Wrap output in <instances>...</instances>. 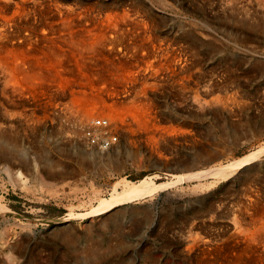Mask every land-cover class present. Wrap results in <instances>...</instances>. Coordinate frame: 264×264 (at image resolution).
<instances>
[{
  "label": "rangeland",
  "instance_id": "rangeland-1",
  "mask_svg": "<svg viewBox=\"0 0 264 264\" xmlns=\"http://www.w3.org/2000/svg\"><path fill=\"white\" fill-rule=\"evenodd\" d=\"M59 1L96 14L137 10L183 55L180 66L187 64L183 75L190 78L181 87L178 79L159 76L155 92L147 90L158 122L146 131L118 128L119 150L107 160L87 154L92 147L67 111L77 85L58 92L47 80L44 89L32 88L23 105L34 116L0 130L8 140L0 141V264H235L236 257L264 264V246L246 239L255 226L247 220L256 218L257 206L264 212V160L242 175L180 182L106 214L81 217L122 178L167 183L174 174L208 171L264 143V0ZM67 67L58 70L73 81ZM197 100L206 102L202 111ZM51 102L60 106L56 114ZM19 175L29 190L19 187ZM38 175L58 186L56 196L37 191Z\"/></svg>",
  "mask_w": 264,
  "mask_h": 264
},
{
  "label": "bare ground",
  "instance_id": "bare-ground-1",
  "mask_svg": "<svg viewBox=\"0 0 264 264\" xmlns=\"http://www.w3.org/2000/svg\"><path fill=\"white\" fill-rule=\"evenodd\" d=\"M157 1L153 3L167 4L165 0ZM153 25V21H146L145 17L134 9H121L96 14L90 8L80 6L76 2L0 0V121H2L0 122V130L3 129L2 126L5 127L4 129L6 127L12 128L24 117L31 118L34 116L33 111L28 113L24 109L23 102L26 101L28 92L33 91L32 88L42 87L44 89L43 86L48 80L47 83L50 82V85L47 88L49 89L51 86L53 89L56 88L58 92L67 88L72 90V86L77 85L79 90H72L74 101L69 107L67 106V111L83 130L91 128L90 122L92 120L105 119L109 123L107 134L116 133L118 128L122 132L131 128L146 131V128L158 122L154 102L148 96L149 92L147 93V90L150 89V92H155L157 78L161 75L171 80L178 79V85L181 87H185L190 78L189 74H187L189 76L183 75L184 72L188 73L187 64H183V67L180 66L184 62L183 55L181 56L172 47V44H165L163 40L159 39L154 34ZM92 62L98 64V66L94 64L93 67ZM65 64L71 67L70 71L74 75L73 81L62 76L63 73L61 72L63 70L61 72L58 70V68L64 69L65 67L68 69L69 67ZM63 65H65L64 68ZM66 72L68 71L65 70ZM99 84L104 86L98 87ZM128 85L132 86L129 87ZM48 94L53 95V93ZM49 99H52V97ZM200 100H197L198 102L196 101L194 106L202 111L206 106V102ZM52 104L54 106L51 107L50 112L56 114L60 106L56 102ZM188 106L194 107L192 104ZM21 107L22 109H20ZM46 110L48 112V107ZM60 116L62 115L60 114ZM94 130L97 136L104 134L100 129ZM4 137L0 133V141L7 142L8 140ZM126 138L127 135H125ZM79 148L82 149V146L80 145ZM118 150L116 145L110 151L91 148L87 154L97 160H107L114 156ZM86 151L88 150L86 149ZM262 160H264V143L260 144L253 152L225 164L218 163L212 167L209 165L208 171L174 174L172 175V181L167 183L156 184L148 177L138 182H129L122 178L112 185L113 191L107 199H99L95 207H91L87 213L82 216L80 214V216L93 217L106 214L124 203L139 200L180 182L196 181L208 175L216 178H226L237 171H240V175H242L247 171L246 167L248 165L259 163ZM37 177V191L47 193L49 196L58 194V186L55 183L46 181L42 176L38 175ZM24 179L19 175L15 181L20 184L19 187L22 186L23 189L29 190L28 181ZM117 187L120 190H117ZM257 207L256 218L247 220H251L255 226L251 232L247 231L249 233L246 234V239L250 242L249 245L257 243L264 246V212H260L262 210L261 206ZM246 222L244 221V224ZM250 222L248 223L250 224ZM251 224L249 226H252ZM242 231V233H246L243 229ZM245 244L247 245V243ZM92 251H90L91 256L95 254ZM236 260L239 263L240 260L237 257ZM234 261L230 264H233Z\"/></svg>",
  "mask_w": 264,
  "mask_h": 264
},
{
  "label": "built area",
  "instance_id": "built-area-1",
  "mask_svg": "<svg viewBox=\"0 0 264 264\" xmlns=\"http://www.w3.org/2000/svg\"><path fill=\"white\" fill-rule=\"evenodd\" d=\"M91 128L83 130V139L92 148L101 151H108L112 149L119 141L117 134H107L109 123L105 119H94L90 122ZM94 129L102 130L103 135H95Z\"/></svg>",
  "mask_w": 264,
  "mask_h": 264
}]
</instances>
